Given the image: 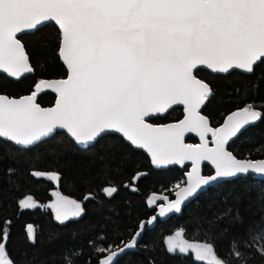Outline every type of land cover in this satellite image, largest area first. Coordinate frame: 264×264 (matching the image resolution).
<instances>
[{
  "label": "snow or ice",
  "instance_id": "obj_1",
  "mask_svg": "<svg viewBox=\"0 0 264 264\" xmlns=\"http://www.w3.org/2000/svg\"><path fill=\"white\" fill-rule=\"evenodd\" d=\"M47 21L60 31L58 54L66 65V78L41 80L30 95L19 99L0 95V138L27 150L57 131L85 147L103 135L119 134L131 146L146 149L153 165L191 162L184 200L158 205L161 216L179 213L184 201L218 177H235L250 169L264 173V160L238 159L226 147L246 126L264 119V113L248 106L230 115L222 127H212L200 111L211 89L196 75L200 66L220 73L252 72L257 62H264V0H0V70L17 78L34 72L20 35ZM41 86L58 94L55 107L42 108L37 102ZM175 105L184 106L182 120L150 122ZM186 133H196L201 143H185ZM204 161L215 165L214 176L198 174ZM116 191L105 189L109 195ZM21 206L34 205L22 201ZM52 207L61 223L83 211L64 197ZM10 223L0 224V264H14L4 259L9 235L4 229ZM27 231L34 242L31 225ZM134 245L135 240L126 248ZM177 249H191L207 264H228L210 244L169 238V252ZM258 251L264 254V248ZM233 255L240 257L238 251ZM114 256L97 264H111Z\"/></svg>",
  "mask_w": 264,
  "mask_h": 264
},
{
  "label": "trees",
  "instance_id": "obj_2",
  "mask_svg": "<svg viewBox=\"0 0 264 264\" xmlns=\"http://www.w3.org/2000/svg\"><path fill=\"white\" fill-rule=\"evenodd\" d=\"M34 72L20 80L0 74V93L9 97L31 94L41 80L65 78L67 69L58 51L60 31L49 22L34 33L20 35ZM196 75L212 88L202 112L215 127L230 115L253 106L264 113V62L253 73L233 71L213 74L200 69ZM56 96L42 92L37 102L52 106ZM183 107H174L155 124L177 121ZM188 142L196 143L193 136ZM228 148L239 158H264V119L246 126L230 140ZM189 166L154 169L149 156L133 148L117 134L101 137L82 148L66 132L25 149L0 138V224L10 221L7 256L14 264H97L129 242L142 221L151 218L163 201L185 184ZM206 174H212L209 166ZM34 173H41L36 176ZM141 174V175H140ZM53 175L58 179H52ZM140 175V176H138ZM117 191L111 195L105 192ZM60 194L81 203L77 218L57 221L47 206ZM34 205L23 208L21 202ZM34 230V242L27 226ZM191 244H210L228 264H264V180L254 175L238 177L209 187L188 204L180 215L147 225L136 247L116 264H207L191 249L168 250L177 231ZM262 236L260 240L256 234ZM99 248L105 249L103 253ZM234 251L240 253L237 258Z\"/></svg>",
  "mask_w": 264,
  "mask_h": 264
},
{
  "label": "water",
  "instance_id": "obj_3",
  "mask_svg": "<svg viewBox=\"0 0 264 264\" xmlns=\"http://www.w3.org/2000/svg\"><path fill=\"white\" fill-rule=\"evenodd\" d=\"M49 22H52V21H47V22H43L42 24H41V26L39 27V29L41 28V27H43L45 24H47V23H49ZM54 23V22H53ZM55 24V23H54ZM56 25V24H55ZM57 26V25H56ZM58 27V26H57ZM36 31V30H35ZM35 31H31V30H28V31H26L25 33H34ZM25 33H23V34H25ZM22 35V34H21ZM30 60V59H29ZM60 60H61V62L63 63V61H62V59L60 58ZM31 63V62H30ZM260 62H257V64H259ZM64 64V63H63ZM256 64V65H257ZM32 65V64H31ZM65 65V64H64ZM256 65H254V69H255V67H256ZM33 67V66H32ZM65 67H66V65H65ZM200 69H206V70H208V71H210L211 73H213V74H224V75H226V74H229V73H231V72H233V71H240V72H243V73H249V74H251V73H253V71H254V69H253V71L252 72H247L246 70H243V69H233V70H230V72L229 73H220V72H216V71H214V70H211V69H208L206 66H200ZM33 73V72H32ZM32 73H25V74H23V75H21L20 77H11V76H9L7 73H5V72H3L2 70H0V74H4V75H6L7 77H9L10 79H13V80H20V79H22V78H24V77H26V76H29L30 74H32ZM66 78V77H65ZM65 78H58V79H45V80H43V81H46V82H54V81H57V80H62V79H65ZM197 78L198 79H200L201 81H203L204 83H206V84H208L206 81H204L203 79H201V78H199L198 76H197ZM209 85V84H208ZM209 87H210V89H211V94H212V88H211V86L209 85ZM41 91L42 92H51V93H53V94H55V96H56V100H55V103L52 105V106H42L41 105V107L42 108H53V107H55V104H56V101H57V98H58V94L54 91V90H52V89H47V88H44V86H41ZM210 94V95H211ZM0 95H4V96H7V97H9L8 95H6V94H1L0 93ZM30 95V94H29ZM25 96H28V95H24V96H21V97H9V98H15V99H19V98H22V97H25ZM207 101H208V99L205 101V103H204V105H202V107H201V109H200V111H201V114L202 115H204V116H206L205 114H203V112H202V110H203V108H204V106L206 105V103H207ZM174 107H183V117L181 118V119H179V120H177V121H172V122H168V123H162V124H155V125H164V124H172V123H176V122H178V121H180V120H182L183 118H184V106L183 105H175V106H173V108ZM170 111V110H169ZM168 111V112H169ZM167 112V113H168ZM166 114V113H165ZM163 115V114H162ZM207 117V116H206ZM208 118V117H207ZM208 120H209V118H208ZM210 121V120H209ZM151 122V121H150ZM226 122H228L227 120H226ZM225 122V123H226ZM152 123V122H151ZM224 123V124H225ZM154 124V123H153ZM223 124V125H224ZM210 125L212 126V127H214V128H217V127H215V126H213L212 124H211V122H210ZM222 125V126H223ZM222 126H220V127H222ZM219 128V127H218ZM58 132V131H57ZM65 132V131H64ZM107 135V134H106ZM117 135H119V134H117ZM53 136V135H52ZM52 136H50V137H52ZM103 136H105V135H103ZM102 136V137H103ZM120 137H122L121 135H119ZM190 136H193V137H195L196 139H197V142L196 143H191V142H188L187 141V139H188V137H190ZM1 139H3V140H7V141H9L8 139H6V138H1ZM48 139V138H47ZM72 139H74V138H72ZM100 139V138H99ZM98 139V140H99ZM46 140V139H45ZM97 140V141H98ZM125 140V139H124ZM184 140H185V143H187V144H193V145H195V144H199V143H201V141H200V138H199V136L196 134V133H186L185 134V138H184ZM209 140H211V137H209ZM75 141V140H74ZM96 141V142H97ZM126 141V140H125ZM76 142V141H75ZM95 142V143H96ZM127 142V141H126ZM80 147H82V148H87V147H90V146H93L95 143H91V144H89L87 147H85V146H83V145H81V144H79L78 142H76ZM128 144H130V142H127ZM16 144V143H15ZM38 144V143H37ZM37 144H35V145H37ZM229 144V143H228ZM17 146H19V147H21V148H24V146H22V145H18V144H16ZM34 145V146H35ZM209 146H212V144L210 143L209 144ZM33 147V146H32ZM133 148H135V149H138V150H142L143 152H145L148 156H149V158L151 159V154L150 153H148L147 152V150L146 149H140V148H137V147H135V146H132ZM227 147V150L228 151H230V152H232L229 148H228V145L226 146ZM233 153V152H232ZM233 155L234 156H236L234 153H233ZM237 157V156H236ZM238 159H241V160H250V161H254V162H258V161H261V160H264V158H262V159H246V158H239V157H237ZM152 163V162H151ZM209 166V167H211L212 169H213V173L212 174H206L205 173V170H204V168H205V166ZM152 166H153V168L154 169H157V170H161V169H167V168H170V167H174V166H178V167H184V166H189V168H188V170L186 171V173H185V184H183V185H181L180 187H178L177 188V190L174 192V195H173V197L172 198H168V200H162L163 201V203L161 204L162 206H164V207H167L168 206V204L169 203H174L177 199H181L182 201L184 200V198H183V189L185 188V187H187L188 186V179H189V177H188V173L189 172H191V170H192V165H191V162H185L183 165H179V164H170V165H162V166H156V165H153L152 164ZM215 172H216V168H215V165H213V164H211V162H209V161H204V162H201V164L199 165V170H198V174L199 175H201V176H203V177H211V176H214L215 175ZM249 174H251V175H254L256 178H258V179H262V180H264V173H256L254 170H249V172L248 173H244V174H237L235 177H218L215 181H212V182H210V186H207V187H203V190H198V194H195L193 197H191V198H189L187 201H184L183 203H182V205H181V211L179 212V213H177V212H175L174 210L172 211V212H170V213H167V214H165L164 216H161L160 214H159V207L157 208V211H156V213L154 214V215H152L151 216V218H149V219H147V220H144V221H142V223L140 224V226H139V229L137 230V232L135 233V235L132 237V239L129 241V242H127L124 246H122V247H120V248H118V249H116V250H114L113 252H111L109 255H111V254H113V253H115V256H114V258H113V260H112V262H111V264H116V262L123 256V255H125L127 252H129V251H131V250H133L135 247H136V245H137V243L139 242V240H140V237H141V235L143 234V232H144V229H145V227L147 226V225H150V226H152V225H154L155 223H156V221L158 220V219H161V220H166L167 218H169L170 216H172V215H180L181 214V212L183 211V209L188 205V204H190L194 199H196L201 193H203L205 190H207L209 187H211V186H215V185H217V184H220V183H223V182H225V181H228V180H233V179H236V178H238V177H244V176H247V175H249ZM141 175V174H140ZM140 175H138V176H140ZM195 175H197V173H194L193 174V178L195 177ZM177 193H180L181 195L180 196H177ZM158 197H164V196H155V197H153L152 198V204L154 203V202H156L157 200H161V199H158ZM52 205H54L53 203H50V204H48L47 206H52ZM152 217H156V219H155V221H152ZM133 240H135V245L133 246V247H131V248H126V245H128V244H132V241ZM121 249H125L124 251H121ZM107 257H105L104 259H106Z\"/></svg>",
  "mask_w": 264,
  "mask_h": 264
},
{
  "label": "rangeland",
  "instance_id": "obj_4",
  "mask_svg": "<svg viewBox=\"0 0 264 264\" xmlns=\"http://www.w3.org/2000/svg\"><path fill=\"white\" fill-rule=\"evenodd\" d=\"M248 107V106H247ZM251 107H253V106H251ZM254 108V107H253ZM242 110V109H241ZM241 110H239V111H241ZM257 110V109H256ZM258 111V110H257ZM238 112V111H237ZM236 113V112H235ZM235 118V117H234ZM60 197H64V196H62V195H60V194H56L55 195V200H54V202L55 203H58V201H59V199H60ZM64 198H66L68 201H75V200H72V199H69L68 197H64ZM77 202V201H76ZM78 203V202H77ZM79 205H81V203H78ZM53 211H54V214H55V216H56V213H55V208H53ZM72 217H77V216H71V215H69L68 216V218H66V219H64V220H67V219H70V218H72ZM256 238L258 239V240H260L261 238H262V236L260 235V233L259 234H256ZM177 250H179V249H177ZM5 260H7L8 259V256L7 257H5L4 258Z\"/></svg>",
  "mask_w": 264,
  "mask_h": 264
},
{
  "label": "flooded vegetation",
  "instance_id": "obj_5",
  "mask_svg": "<svg viewBox=\"0 0 264 264\" xmlns=\"http://www.w3.org/2000/svg\"><path fill=\"white\" fill-rule=\"evenodd\" d=\"M55 195H56V194H55ZM54 200H55V198H54ZM51 203L56 204L54 201L51 202ZM162 203H163V202H162ZM162 203H161V204H162ZM49 204H50V203H49ZM154 204H156V202H154L153 205H154ZM161 204H160V205H161ZM80 206H81V205H80ZM51 207H52V206H51ZM52 208H54V207H52ZM81 208H82V206H81ZM82 212H83V211H82ZM81 214H82V213H81ZM81 214H80V215H81ZM80 215H79V216H80ZM79 216H77V217H79ZM77 217H76V218H77ZM72 218H75V217H72ZM70 219H71V218H70ZM177 232H180V233H181V235H180L179 237L176 236V233H177ZM170 238H172L173 240H177V241H178V240H185L184 237L182 236V231H180V230H177V231H176V232H175ZM185 241H187V240H185ZM187 242H188V241H187ZM188 243H189V242H188ZM189 244H191V243H189Z\"/></svg>",
  "mask_w": 264,
  "mask_h": 264
},
{
  "label": "bare ground",
  "instance_id": "obj_6",
  "mask_svg": "<svg viewBox=\"0 0 264 264\" xmlns=\"http://www.w3.org/2000/svg\"><path fill=\"white\" fill-rule=\"evenodd\" d=\"M163 115H165V114H163ZM163 115H162V116H163Z\"/></svg>",
  "mask_w": 264,
  "mask_h": 264
}]
</instances>
